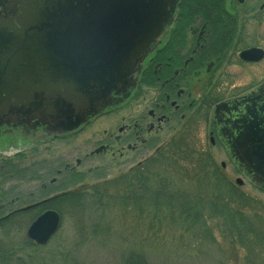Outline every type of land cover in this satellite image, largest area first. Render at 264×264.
<instances>
[{"label": "water", "instance_id": "water-1", "mask_svg": "<svg viewBox=\"0 0 264 264\" xmlns=\"http://www.w3.org/2000/svg\"><path fill=\"white\" fill-rule=\"evenodd\" d=\"M179 3L30 0L20 19L34 23L25 29L32 40L11 41L0 31V136L10 129L25 136L38 130L63 135L120 106L131 96L134 75L171 25ZM254 54L261 51L251 49L240 56ZM261 92L264 87L242 103L253 105ZM233 107L217 105L214 118ZM246 120H236L240 127L228 143L229 156L252 170L253 182L264 190V128L260 118ZM236 183L242 185L240 179ZM59 226V214L46 210L29 224L25 236L31 245L44 246Z\"/></svg>", "mask_w": 264, "mask_h": 264}, {"label": "rangeland", "instance_id": "rangeland-1", "mask_svg": "<svg viewBox=\"0 0 264 264\" xmlns=\"http://www.w3.org/2000/svg\"><path fill=\"white\" fill-rule=\"evenodd\" d=\"M262 3L264 0H245L239 6V12L246 13L248 7L256 10ZM261 70L259 66L254 67L252 72L255 78L251 83L247 74L239 69L236 72L235 84L238 87L235 92L240 94L249 86L251 89L254 85L257 86L263 80ZM201 78L198 75L191 82L196 87L194 91L192 89L191 99L199 98ZM144 92L143 101L146 102L147 94L150 98L152 92L147 89ZM141 102L138 96L126 108L121 109L119 106L109 110L73 136L55 138L41 134L24 138L19 130L16 131L15 138L12 135L0 138V217L81 184L114 179L140 158L150 156L151 154H144L139 157L140 154L128 152L122 147V135L119 133V129L127 122L130 124L141 118L148 109L142 108ZM168 133L166 129L156 133V145L168 138ZM31 140L34 148L28 150L25 142L29 143ZM202 140V151L207 152L213 167L220 170L221 164H224L225 169H221V172L225 179L231 184L237 178L243 179L241 191L264 205V193L236 174L226 154L209 144L208 133L202 135ZM3 142L9 143V146L6 147ZM189 145L195 147L197 143L192 141ZM173 146L169 144L171 153L175 151ZM183 150L187 151L186 148ZM150 169L152 173L153 169ZM170 174L173 188L188 189V183L177 182V175L173 172ZM115 203V207L92 211L71 204L53 203L50 206L60 213L59 230L44 249L36 250L23 244L26 239L25 230L34 219L35 212L24 214L16 219L20 222V227L16 231L9 229L6 232V247L18 250L8 260V264H52L48 254L51 249L57 253L60 250L62 252V257H56L54 264H121L124 256L132 250L144 251L151 264H232L224 247L211 241V237L202 233V230H197V225L194 227L196 223L189 227L191 221L196 222L193 215L182 218L186 222L184 225L168 213L159 214L150 209L143 214L134 207L127 208ZM35 211L37 214L38 210ZM194 231L197 232V237H201L195 238Z\"/></svg>", "mask_w": 264, "mask_h": 264}, {"label": "flooded vegetation", "instance_id": "flooded-vegetation-1", "mask_svg": "<svg viewBox=\"0 0 264 264\" xmlns=\"http://www.w3.org/2000/svg\"><path fill=\"white\" fill-rule=\"evenodd\" d=\"M244 2L180 0L171 25L158 37L143 60L140 72L134 75L136 89L133 95L131 93V98L120 106L121 109L126 108L139 96L142 108H148L146 111L142 109L145 113L141 118L130 124L127 122L119 129L123 148L140 154L139 157L151 154L147 158L153 154H207L202 151V135L208 133L209 144L220 148L236 174L257 188L252 180L254 172H248L243 164L233 161L228 151V143L237 137L236 127H240V123H236V120L239 118H247V123L252 120L257 122L260 118V129L264 128V93L257 96L253 105L245 106L246 102L242 103L248 95L264 87V3L256 10L248 7L246 13H241L239 6ZM29 4L30 0H0V31L8 35L11 41L32 40L25 29H30L34 23L25 24L20 19L21 10ZM251 49L261 51L260 56L254 54L241 58L243 52ZM255 66L262 69L263 80L253 89L249 86L243 93L237 94L236 72L240 69L253 83L255 75L252 71ZM198 75L202 78L198 90L200 95L196 100L191 99L192 89L194 91L196 88L191 82ZM145 89L152 92L150 98L147 94L146 102L143 101ZM236 103L239 106H234ZM219 104L234 107L219 112L214 118L215 106ZM247 109L251 112V115L248 113L250 117L255 118L250 119L246 115ZM85 127L61 138L73 136ZM165 129L169 132L168 138L156 145L158 138L155 134ZM41 134L44 136L46 133L42 130ZM32 141H26L28 150L34 148ZM192 141L197 146L189 145ZM169 144L174 145V153L169 151ZM180 145L187 147V151ZM146 159L140 158L121 173L141 165ZM221 169H225L224 164H221Z\"/></svg>", "mask_w": 264, "mask_h": 264}, {"label": "trees", "instance_id": "trees-1", "mask_svg": "<svg viewBox=\"0 0 264 264\" xmlns=\"http://www.w3.org/2000/svg\"><path fill=\"white\" fill-rule=\"evenodd\" d=\"M3 144L9 146V143ZM150 168L153 169L152 173ZM221 171L213 167L207 154H153L141 165L114 179L81 184L36 205L3 214L0 217V263L8 264V260L18 252L13 247H6L5 236L9 229L16 231L20 227L16 219L24 214L33 211L35 213L32 215L36 216L47 209L58 212L50 205L59 202L87 208L88 211L112 208L118 202L127 208L134 207L143 214L150 209L159 214L168 213L184 225L186 222L182 218L193 215L196 222L191 221L189 227L196 223L194 227L197 225V230H202L211 237V241L224 247L232 264H264V205L241 191L237 185L229 183ZM170 172L177 175V182L188 183V189L173 188ZM34 209L38 210L37 214ZM193 234L195 238L201 237L196 236V231ZM48 243L33 246L27 239L23 241L24 246L32 250L44 249ZM48 254L52 264L56 257H62L61 250L57 253L51 249ZM121 264L151 262L144 251L132 250L124 256Z\"/></svg>", "mask_w": 264, "mask_h": 264}]
</instances>
